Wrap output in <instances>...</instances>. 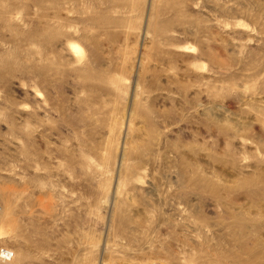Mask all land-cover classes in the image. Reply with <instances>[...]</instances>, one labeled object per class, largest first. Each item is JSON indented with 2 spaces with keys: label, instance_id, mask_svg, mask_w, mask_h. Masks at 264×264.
Segmentation results:
<instances>
[{
  "label": "rangeland",
  "instance_id": "rangeland-1",
  "mask_svg": "<svg viewBox=\"0 0 264 264\" xmlns=\"http://www.w3.org/2000/svg\"><path fill=\"white\" fill-rule=\"evenodd\" d=\"M0 264H264V0H0Z\"/></svg>",
  "mask_w": 264,
  "mask_h": 264
},
{
  "label": "bare ground",
  "instance_id": "bare-ground-1",
  "mask_svg": "<svg viewBox=\"0 0 264 264\" xmlns=\"http://www.w3.org/2000/svg\"><path fill=\"white\" fill-rule=\"evenodd\" d=\"M73 47H74V49H75V50H78V47H77L76 45H75V46H73Z\"/></svg>",
  "mask_w": 264,
  "mask_h": 264
}]
</instances>
